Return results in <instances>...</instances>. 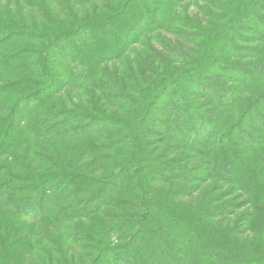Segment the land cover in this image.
I'll use <instances>...</instances> for the list:
<instances>
[{"label": "trees", "instance_id": "16d2710c", "mask_svg": "<svg viewBox=\"0 0 264 264\" xmlns=\"http://www.w3.org/2000/svg\"><path fill=\"white\" fill-rule=\"evenodd\" d=\"M0 264H264V0H0Z\"/></svg>", "mask_w": 264, "mask_h": 264}]
</instances>
